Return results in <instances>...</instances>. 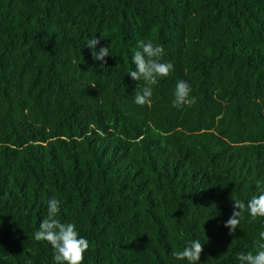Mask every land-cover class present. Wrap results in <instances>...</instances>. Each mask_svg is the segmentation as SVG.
<instances>
[{
	"label": "trees",
	"instance_id": "obj_1",
	"mask_svg": "<svg viewBox=\"0 0 264 264\" xmlns=\"http://www.w3.org/2000/svg\"><path fill=\"white\" fill-rule=\"evenodd\" d=\"M148 41L174 69L139 106ZM181 80L197 103L177 109ZM261 190L264 0H0V264H55L34 239L53 198L83 264H188L192 240L198 264H239L264 217L229 235L231 198Z\"/></svg>",
	"mask_w": 264,
	"mask_h": 264
},
{
	"label": "clouds",
	"instance_id": "obj_2",
	"mask_svg": "<svg viewBox=\"0 0 264 264\" xmlns=\"http://www.w3.org/2000/svg\"><path fill=\"white\" fill-rule=\"evenodd\" d=\"M100 43L99 38L91 37L85 42V46L91 49L94 61H104L109 56L107 46L100 47L96 51V46ZM164 48L151 41L142 42L139 50L135 51L131 62L134 70L128 72L133 81H143L144 87L134 95L133 102L139 106L150 103L152 97V86L158 84L173 71L172 63L163 62ZM103 63L100 64V67ZM191 87L186 81H177L173 93L172 106L179 109L184 106H192L197 103L195 96H191ZM259 183V182H258ZM233 212L224 227L228 229V234L233 235L239 228L240 221L247 212L252 221L258 217H264V190L253 195L247 203L239 198H231ZM60 201L53 198L47 202V215L40 222L39 228L34 233V239L38 242H47L53 250V260L55 264H83L84 253L89 248V242L81 237L76 229L75 223H64L59 219ZM203 244L199 240H192L186 243L180 251H175L172 255L180 261H187L188 264H198ZM239 264H264V231L258 234L252 250L240 253L237 256ZM28 264H32L29 260Z\"/></svg>",
	"mask_w": 264,
	"mask_h": 264
}]
</instances>
